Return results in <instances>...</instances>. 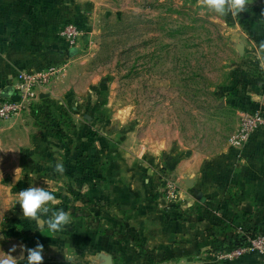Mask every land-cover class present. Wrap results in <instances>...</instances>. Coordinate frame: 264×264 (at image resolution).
<instances>
[{
  "label": "rangeland",
  "instance_id": "rangeland-1",
  "mask_svg": "<svg viewBox=\"0 0 264 264\" xmlns=\"http://www.w3.org/2000/svg\"><path fill=\"white\" fill-rule=\"evenodd\" d=\"M22 1L37 24L22 23L25 31L49 29L57 55L41 69L55 68L48 82L0 125L4 183L13 182L15 169L22 177L62 160L64 197L50 207L82 215L88 194L72 182L81 177L93 184L97 173L85 164L82 176L69 160L115 161L122 172L132 163L158 162L159 182L175 192L169 179L193 182L230 146L241 115L231 97L240 53L229 20L207 10L205 0ZM66 23L79 31L74 42L59 35ZM3 182L0 259L8 243L37 229L18 205L12 208ZM20 190L19 181L12 191ZM224 245L209 249L210 256Z\"/></svg>",
  "mask_w": 264,
  "mask_h": 264
},
{
  "label": "crops",
  "instance_id": "crops-1",
  "mask_svg": "<svg viewBox=\"0 0 264 264\" xmlns=\"http://www.w3.org/2000/svg\"><path fill=\"white\" fill-rule=\"evenodd\" d=\"M27 8L22 0H0V90L7 95L20 72L39 73L57 55L49 47V29L25 31L22 23L37 29ZM223 16L231 24L232 42L243 47L232 102L240 114L264 109V0H245L242 12ZM98 156L105 157V150ZM79 164H94L98 181L78 176L72 182L88 194L84 213L76 211L65 231L51 234L44 227L21 235L5 253L16 245L11 255L22 257L26 253L19 246L33 247L38 240L45 246L44 264H264V255L218 261L208 252L240 231L264 235V129L241 148L230 144L193 182L169 179L176 184L173 194L159 182L158 162L132 163L123 172L115 161ZM53 169L25 170L22 189L45 186L59 201L66 181Z\"/></svg>",
  "mask_w": 264,
  "mask_h": 264
},
{
  "label": "built area",
  "instance_id": "built-area-1",
  "mask_svg": "<svg viewBox=\"0 0 264 264\" xmlns=\"http://www.w3.org/2000/svg\"><path fill=\"white\" fill-rule=\"evenodd\" d=\"M59 35L67 42H74L79 31L74 24L66 23L60 29ZM54 71L55 68L49 67L36 74L20 72L13 87V94L7 95L0 90V125L19 113L28 97L33 95L34 88L45 85ZM260 129H264V109L262 107L242 112L231 144L241 148L250 135ZM235 236L230 237L224 248L214 254L218 261H231L246 255H264L263 234L240 231Z\"/></svg>",
  "mask_w": 264,
  "mask_h": 264
},
{
  "label": "clouds",
  "instance_id": "clouds-1",
  "mask_svg": "<svg viewBox=\"0 0 264 264\" xmlns=\"http://www.w3.org/2000/svg\"><path fill=\"white\" fill-rule=\"evenodd\" d=\"M205 6L207 10L215 11L220 15H224L229 12L239 14L244 10L245 0H205ZM54 171L58 174L65 172L64 164L61 161L55 163ZM21 177L15 169L12 183H4L0 178V182H3L4 192L12 197L11 205L14 209L17 205L20 209V214L26 219H30L34 222V225L39 228H44L51 234L62 232L66 230V227L71 224V213L63 209L51 208L49 202L55 203L57 197L53 191L47 187H41L36 185L28 186L16 193H13V188L19 183ZM4 230H0V240L4 237L2 235ZM20 250L26 255L22 257H14L11 255L17 249L16 245L5 253L3 259H0V264H44V244L38 240L34 243L33 247H27L20 245Z\"/></svg>",
  "mask_w": 264,
  "mask_h": 264
},
{
  "label": "trees",
  "instance_id": "trees-1",
  "mask_svg": "<svg viewBox=\"0 0 264 264\" xmlns=\"http://www.w3.org/2000/svg\"><path fill=\"white\" fill-rule=\"evenodd\" d=\"M69 162H71V163H70V168H72V169H73L74 167L79 168L78 170L80 171V173H81L82 169H85V167H83L82 165H81V167H79V164H78V163L76 164V162H74L73 164H72V161L69 160ZM81 175L83 176L82 173H81ZM78 199H80V198L76 197V200H78ZM65 201H66V200H65ZM82 202H83L82 204H85V203L87 204V199L84 198V199L82 200ZM253 232H254V231H253ZM235 235H236V234H234L233 237H236ZM231 237H232V236H231ZM229 238H230V237H229ZM229 238H227V239H229ZM227 239H225V241H226ZM236 240H237V239H235V241H236ZM227 241H228V240H227Z\"/></svg>",
  "mask_w": 264,
  "mask_h": 264
},
{
  "label": "water",
  "instance_id": "water-1",
  "mask_svg": "<svg viewBox=\"0 0 264 264\" xmlns=\"http://www.w3.org/2000/svg\"><path fill=\"white\" fill-rule=\"evenodd\" d=\"M224 15H225V14H224ZM236 47H237V49L239 50V53L242 54L243 47H242L241 45H240V46L237 45ZM4 93H5V92H4ZM5 94H6V93H5ZM188 183H190V182H188ZM188 185H189V184H188Z\"/></svg>",
  "mask_w": 264,
  "mask_h": 264
}]
</instances>
